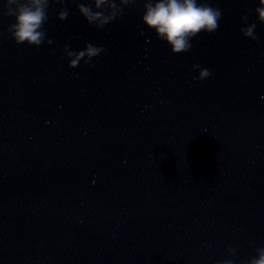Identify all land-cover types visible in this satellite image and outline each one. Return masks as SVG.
<instances>
[{"label":"water","instance_id":"water-1","mask_svg":"<svg viewBox=\"0 0 264 264\" xmlns=\"http://www.w3.org/2000/svg\"><path fill=\"white\" fill-rule=\"evenodd\" d=\"M206 2L219 28L180 54L143 0L103 30L52 4L39 49L0 16V264H246L264 247V24L258 0ZM65 43L107 51L72 69Z\"/></svg>","mask_w":264,"mask_h":264},{"label":"clouds","instance_id":"clouds-1","mask_svg":"<svg viewBox=\"0 0 264 264\" xmlns=\"http://www.w3.org/2000/svg\"><path fill=\"white\" fill-rule=\"evenodd\" d=\"M68 0H3L0 6V16L13 18L8 26L9 37L17 44H27L39 49L41 45H52L54 41L47 37L44 27L48 20L50 5H61L57 19H68L69 10L64 5ZM76 3L79 14L86 23L97 30H103L107 25L120 19L129 6L137 0H71ZM259 6L254 9L257 20L264 24V0H258ZM222 9L214 7L206 0H143L141 21L148 29L154 31L157 39L170 46L173 54L189 52L192 49V39L201 32L214 33L219 28ZM246 26L240 28L241 34L252 40H258L255 34L256 23H248V15L241 17ZM64 56L68 59V67L75 69L83 61L91 65L94 58L105 53L103 46L86 43L83 49L74 50L69 43L62 47ZM192 71H198L195 79L203 81L212 73L200 64H193ZM255 255L246 264H264V247L254 249ZM229 257L237 253L235 246L226 249ZM218 264H234L230 258L218 261Z\"/></svg>","mask_w":264,"mask_h":264}]
</instances>
